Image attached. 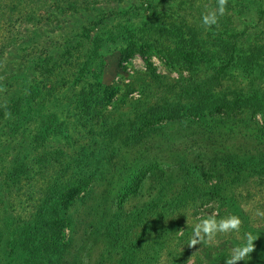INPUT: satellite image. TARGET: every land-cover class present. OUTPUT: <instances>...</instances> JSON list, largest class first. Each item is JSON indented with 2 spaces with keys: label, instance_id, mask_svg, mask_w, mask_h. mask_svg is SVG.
Listing matches in <instances>:
<instances>
[{
  "label": "rangeland",
  "instance_id": "rangeland-1",
  "mask_svg": "<svg viewBox=\"0 0 264 264\" xmlns=\"http://www.w3.org/2000/svg\"><path fill=\"white\" fill-rule=\"evenodd\" d=\"M19 1L22 3L8 19L2 17L1 10L13 0H0V88L4 89L0 91V264H23L28 258V248L22 246L26 237L21 233L25 232L22 227H15L16 222L12 220V216L16 220V216L23 217L33 211L31 204L16 203L17 189L12 179L16 158L29 155L33 162L41 161V169L46 164L43 172L50 176L60 165L66 168L78 157L70 151L62 130L46 133L43 143H35L42 138L39 123L47 121V115L59 114L58 124L66 127L74 120L72 96L76 95L78 80L67 73L70 68H61L65 78L55 91L41 82L50 78L47 72L56 67L57 61L50 65L52 58L59 57L66 64L63 59L66 48H69L66 55L72 61L93 59L89 75L92 78L96 75L112 93L107 97L110 103L103 107L107 111L112 106L123 109H120L122 113L113 112L118 118L110 120L116 149L105 158L108 173L100 181H92L93 193L85 186H78L83 191L70 194L67 207L59 211L64 219L62 242L69 243L66 249L69 254L64 253L57 264H99L101 261L113 264L114 258H101V236L94 232L98 219L93 222L87 206L75 207L80 202L72 205L76 195L94 197V205H101L98 218L109 223L119 214L122 198L133 178L141 177L148 168L164 178H175L193 161L243 162L255 156L259 158L264 152V0H228L226 13L211 28L202 25L201 16L215 9L216 0ZM58 2L63 6L71 4L79 11H61ZM140 20L183 28L209 39L220 37L225 44L237 46L234 63L239 67L217 75L212 68L200 66L196 77L205 83L204 87L177 103L173 100L179 91L176 81L181 76L190 77V71L181 65H172L160 46L141 52V44L134 39L107 38L110 32L114 38L128 35L126 26L133 23L136 27ZM100 34L104 37L95 52ZM219 48H215L218 54ZM250 53L261 55L258 65L246 69L240 63L249 62ZM146 59L155 73L169 83L166 90L155 91L148 98L139 89L143 79L152 80ZM43 60L48 61L47 68ZM254 79V86L249 88ZM135 93H139L140 99L134 98ZM5 112L11 114L10 118H6ZM102 114L100 111V121ZM98 119L90 122L96 123ZM118 121L119 126L115 124ZM116 129L120 130L116 132ZM77 130L72 128L74 133ZM87 140L93 146L94 140L98 141L100 147L106 142L97 132L89 133ZM248 186L240 197H235L236 203L233 197L228 199L229 209L235 206L241 219L242 213L247 216L238 233H229L228 243L219 246L213 241L196 248L187 246L195 224L208 214L217 213L221 206L220 202L209 201L195 209L189 208L184 216L182 212L177 230L162 244L158 264L178 262L175 249L182 252V264H198V256L203 264H224L221 253L227 252L229 258L234 246L245 243L247 233L257 236L253 242L255 249L239 264H264V217L256 215L258 209L264 211V177L258 179L252 175Z\"/></svg>",
  "mask_w": 264,
  "mask_h": 264
},
{
  "label": "trees",
  "instance_id": "trees-1",
  "mask_svg": "<svg viewBox=\"0 0 264 264\" xmlns=\"http://www.w3.org/2000/svg\"><path fill=\"white\" fill-rule=\"evenodd\" d=\"M21 3L19 0H13L12 3L4 5L1 10L2 17L9 19L13 9L19 7ZM59 4L58 9L61 11L69 9H75L73 10L75 12L79 11V8H74L71 4L68 6ZM90 5H94V3ZM125 30L128 35L122 34L114 38V33L110 32L107 38H120L123 41L134 39L141 44L139 50L141 52H147L154 48L153 46H160V50L164 54L167 53L172 60V65H181L190 71V77L181 76L176 81L179 91L173 100L177 103H181L182 98H189L192 93L200 92L204 87L205 83L199 82L196 77L197 69L200 66L212 68L217 75L224 74L231 67H239L234 63L237 46L225 44L220 37L209 39L191 34L183 28L165 27L160 23L141 22V20L136 27L133 26V23L128 24ZM97 37L100 40H96L95 52L99 49L104 35L100 34ZM167 41L168 43H166ZM216 47L221 48H219L221 50L219 54L215 50ZM68 50L69 48H66L63 54L66 64H63L59 57L55 60L52 58L50 65L57 61L56 67H51L47 72L50 78L42 79L41 82L50 85L55 91V87L60 86L65 78L62 76V73L65 74V72L61 68H70L67 73L73 75L70 77L78 80L76 95L72 96L75 108V112L72 114L74 120L66 127L61 123L58 124L59 114L47 115V121L49 122L51 119L52 121L49 123L45 120L40 121V138H42L36 139L35 143H43L42 139L46 133L62 130V137L64 140H68L70 151L78 157L66 168L60 165V168L50 176L44 174L43 169L46 164L42 165L41 169V161L33 162V159H29V155L16 158L17 165L12 177L17 189L16 203L21 201V204L33 205V211L26 216L19 217L18 215L16 220L12 216V220L16 222L15 227L19 229L22 227L25 232L21 233L26 237V241H22V246L28 248V258L23 261V264H57L63 258L64 253L69 254V250L66 251L69 243L62 242L64 219L60 216L59 211L67 207L70 194H78L77 191H83L79 190L78 186H85V189H89L93 193L94 184L92 181L98 182L104 177V174L108 173L109 170L105 168V158L109 152L116 149L114 146L115 134L111 132L109 126L112 125L110 120L118 118L113 112L122 113L120 109L123 107L112 106V109L108 111L103 107V104L110 103L107 97H110L112 93H109L107 86L97 80L96 75L93 78L89 75L93 59L82 62L72 61L70 55H66ZM260 55L259 53H250L247 57L249 62L245 61L240 65H246V69L255 67L258 65L257 61ZM43 61H46L44 67L47 68L48 61ZM181 61L184 62L181 64ZM146 62L152 80L143 79L139 82L140 93L144 98L150 97L155 91L166 90L169 86L163 76L155 73L147 59ZM90 79L92 80L90 81ZM255 79L252 84H248L249 88L254 86ZM190 109H194V107L191 106ZM100 111L103 113L101 121L98 119ZM94 119L98 120L96 123H91L90 121ZM119 123L120 121L115 124L119 126ZM65 125L67 124L65 123ZM72 128L79 129L81 132L77 130V133H74ZM119 130L116 129V132ZM94 132H97L102 140L106 139L103 146L100 147L96 140H94L95 145L93 146L87 140L89 133L93 134ZM74 135H78V138H75ZM73 139L75 144H72ZM81 139L85 142L81 143ZM118 149L121 148L118 147ZM50 157L48 158L51 159ZM235 161L232 159L209 163L193 161V163L187 164L185 169L181 170V174L175 178H164L162 175H157L153 168H148L141 177L133 178L127 194L122 198L119 214L109 223H105L103 218H98L101 205H94L95 198H91L89 194L76 195V200L73 197L72 205L80 202L75 207L87 206L86 209H89L93 222L98 219L94 232L101 236L103 244V247L100 248L101 258L110 257L111 259L112 257L114 258L113 264H158L157 256L162 244L177 230L182 212H184V216L189 208L195 209L209 201H217L221 204L218 208V219L220 216L226 217L232 213L238 215L239 208L236 209L235 206H231V209L228 208V199L233 197L232 200L236 203L235 197H240L243 191L249 188V177L252 178V175H257L258 179L260 176L264 177V152L260 153L259 158L255 156L250 161H236L237 163ZM58 163H61L60 160ZM16 170H18L17 174H15ZM84 200H86L85 203H83ZM246 217L242 213V221H246ZM230 239V234H218L216 243L218 241L217 244L222 246ZM175 251L176 254L173 252L178 262L171 264H182V252L177 249ZM227 254V252H222V259L226 260ZM196 262L203 264L200 256L196 258ZM99 264L111 263L101 261Z\"/></svg>",
  "mask_w": 264,
  "mask_h": 264
},
{
  "label": "clouds",
  "instance_id": "clouds-1",
  "mask_svg": "<svg viewBox=\"0 0 264 264\" xmlns=\"http://www.w3.org/2000/svg\"><path fill=\"white\" fill-rule=\"evenodd\" d=\"M228 0H216V7L213 10H209L202 14L201 22L205 28H211L217 25L219 18L224 16L227 11ZM0 88V91H3ZM135 99H140L139 93L134 94ZM10 113L5 112L6 118H10ZM219 213L208 214L207 216L201 218L193 227L192 234L188 240L187 246L189 248H196L201 244L210 245L213 241L217 240L218 234L227 235L229 233H238L242 226V219L240 216L235 214H230L226 217L217 218ZM257 216L264 217V211L259 209L256 212ZM183 234V233H181ZM257 236L247 233L246 241L242 245H236L232 248L229 258L224 261V264H239L241 261H245L246 258L255 249L254 241ZM218 243V241H217Z\"/></svg>",
  "mask_w": 264,
  "mask_h": 264
}]
</instances>
